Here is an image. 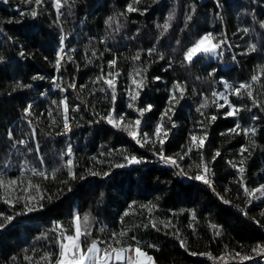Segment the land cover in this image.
<instances>
[{"label": "trees", "instance_id": "1", "mask_svg": "<svg viewBox=\"0 0 264 264\" xmlns=\"http://www.w3.org/2000/svg\"><path fill=\"white\" fill-rule=\"evenodd\" d=\"M131 2L67 0L58 14L53 0H42L39 6L25 0H0V172L6 178L25 182L31 179L41 185L46 197H52L40 201L43 208L33 212L25 211L23 200L14 207L0 200V213L14 216L0 229V264H30L26 256L36 264L45 252L58 251L56 233L51 231L53 221L67 227L75 213H90L93 218L90 239L113 243V232L127 230L121 246L139 242L156 264H206L199 253L210 252L215 257L225 251L248 253L255 244L264 243L261 206L247 202L238 182L242 158L244 184L254 189L264 182V111L246 96L230 95L232 103L251 110L231 118L224 117V111L213 105L204 111L217 119L205 121V128L199 123L205 117L196 111L206 97L211 102V92L221 89L222 81L234 86L251 83L254 74L261 76L253 86L254 96L264 105V0H141L135 5L139 11L127 13ZM33 8L36 17L27 14ZM170 14L174 19L162 35L158 25H163ZM109 17L114 18L110 24L106 23ZM208 32L224 41L217 55H200L191 64L185 62L183 52ZM252 45L254 52L249 51ZM61 47L66 56L57 71L53 65ZM153 48L155 51L149 55L148 50ZM137 53L140 59L132 60ZM112 59L117 60L116 69L108 67ZM137 68L146 69L142 73L146 79L135 107L152 105L147 113L151 120L159 119L168 107L173 84L179 81L185 85L184 96L171 114L179 128L165 142L164 154L184 153L190 133L206 131L204 149L192 152V157L197 164L204 160L214 172L213 187L195 179L182 182L171 165L158 164L155 153L159 148L152 153L149 146L141 147L126 132L100 119L111 108L117 114L133 113L127 106L130 100L126 90ZM102 69L104 73L120 72L114 104L110 90L99 91L105 85L92 83ZM53 81L64 88L75 82L76 90L61 92ZM81 85L86 87L81 90ZM64 96L70 105L71 131L67 133L61 111L52 104ZM28 105L32 106L31 115L25 113ZM76 105L80 110L72 111ZM50 110L55 124L48 115ZM237 121L242 128L256 129L252 137L255 147L249 146L243 157L239 149L249 145L248 137L228 131ZM69 145L76 179H70L62 167L69 159L63 155ZM216 151L221 155L213 160ZM125 155L140 157L142 163L127 164ZM116 164L125 167L117 168ZM33 167L48 173L61 170L54 180L42 179L32 176L28 169ZM89 170L100 175H90ZM105 172L109 174L103 175ZM197 172L193 170L187 176ZM22 187L13 197L24 195ZM141 205L155 208L149 213ZM126 211L130 213L127 216ZM152 221L157 222L156 228L151 226ZM161 221L170 223V227H164ZM211 225L217 226L219 235ZM176 233L186 241L187 250L180 246ZM191 252L198 255L192 256Z\"/></svg>", "mask_w": 264, "mask_h": 264}, {"label": "snow or ice", "instance_id": "2", "mask_svg": "<svg viewBox=\"0 0 264 264\" xmlns=\"http://www.w3.org/2000/svg\"><path fill=\"white\" fill-rule=\"evenodd\" d=\"M8 0H4V3H7ZM26 3L32 4L35 3L37 6L42 4V0H25ZM67 3V0H53V5L57 11L60 13V10L64 5ZM141 3V0H132L131 3L127 5L126 11L127 13L137 12L139 9L135 7ZM194 10V9H193ZM24 15L25 13H21ZM32 17L37 16V11L33 8L29 13ZM124 15V13H121ZM174 19V15L170 14L167 18V21L163 25H158V27L162 28V35L164 32H167L171 21ZM187 19H191V16H188ZM114 20L113 17H109V20L106 23H111ZM11 22V21H9ZM261 27H264V22L261 23ZM245 32L248 31L247 28L244 29ZM224 43L223 40H217V37L212 33L208 32L202 36H199L195 39L191 46L187 48L186 51L183 52V60L188 64H191L194 58L200 55H212L215 56L218 53V50L221 48L222 44ZM256 50L255 45L250 46L249 51L254 52ZM155 49H149L148 54L151 55ZM23 56L24 53L21 52ZM95 55V53H93ZM66 53L64 48L61 47L59 51L56 53V59L54 63V68L59 71L62 67V62L64 61ZM161 58H163L161 56ZM2 59V57H0ZM68 60H71V56H67ZM140 59V54L137 53L135 56L132 57V60L138 61ZM235 59V57H233ZM117 60L112 59L108 61V67L110 69H116ZM143 71L146 69H135L134 72L131 74V86L126 90L127 95L129 97L130 102L128 103V108L134 109L138 116L135 119H131L124 114H117L115 112V108H111L108 110L106 115L100 116L101 120L106 121L108 124L112 125L114 128L120 129L126 132L138 145L141 147H148L151 146L155 149L159 146V151L155 154L159 156V159L163 161L165 164H170L174 167L179 168L180 165L178 163L177 157L174 156H166L164 154V144L169 135L170 129L165 127V118H167V122L175 127V123L172 121V116L169 113L174 114V106L176 103L179 102L180 99L183 98L184 92L186 90L185 85L179 81L173 84V87L170 91L169 100H168V107L165 108L163 113L161 114L159 122L155 125L154 130L151 134L147 132H143L141 128L142 118L146 112L152 110V105H147L143 108H136L135 102L138 100L141 91L145 86V77L143 76ZM261 74H264V68H261ZM211 75V74H210ZM120 76V72L118 70L115 71H108L104 73L103 69L101 70V74L98 75L95 80L92 81L94 84H102L105 87H100L99 91L105 92L110 90L111 101L113 104L117 99V81L118 77ZM39 78L43 79V77H34V79ZM155 79L159 80L160 77H156ZM261 80L260 75H252L251 76V83H240L236 86L232 84H228L225 82L224 87L226 91L224 92H217L212 91L211 97L213 98L211 102L206 97L204 101L197 107L196 111L200 113L201 116L205 117V120L200 121L201 128L206 127L205 121L208 123L214 122L217 119L215 114L206 115L205 111L211 106H215L217 109H224L227 108L228 110L225 112V116L227 117H238L241 111L251 109H246L244 106H237L229 99V95H234L236 97H247L249 100L252 101L253 105L260 107L262 111H264V105H261L254 96V84L259 83ZM56 88H58L61 92H66L67 88H71L76 90L75 82L70 83L67 85V88L61 87L59 83L53 81ZM16 87H30V85H23L17 84ZM86 85H81L80 89L83 90ZM222 101V103H221ZM52 104L56 106L57 110H60L62 113L63 119V128L64 133L71 131L70 123H69V110L70 105L68 102L67 96H64L59 101L53 100ZM31 105L25 109L26 115H31ZM72 111H79L80 105H76L75 107L71 108ZM49 117H52V111L50 110L48 113ZM252 119H257V117L253 116ZM53 124L57 123L54 117H52ZM230 134L239 135L243 133L249 139V145H242L239 149V153L241 157L243 154L249 150V146L255 147V140L252 139L256 135L255 128H242L241 124L237 121L235 127L228 130ZM223 135V133H222ZM9 137L11 138V133H9ZM208 138L207 132L204 131L202 134L190 133L189 136V144L184 151L183 155L177 154L179 159H183L184 156L191 153L193 150L202 152L205 147V142ZM19 143H24V141H20ZM39 149H37V152ZM251 153L249 152V155ZM63 155L69 157L66 162L62 165L63 168L67 169V174L70 179H76L77 174L74 171L75 165L73 160L71 159L72 156V148L69 145L66 152ZM221 153L216 151L213 155V160L216 157H219ZM95 159V157H93ZM124 160L127 164H140L142 163V158L137 157L135 155H125ZM40 163H43L42 157L40 158ZM229 163H232L231 161ZM244 159L240 160V167H238V173L240 175V183L241 188L243 189L244 195L248 198L247 202L249 204L252 203L253 200L264 199V185L256 189H249L244 184V172L245 168L243 167ZM234 168L237 167L235 163L232 164ZM7 167V165L5 166ZM115 167L122 168L125 167V164H116ZM27 168V164L25 165ZM198 172L195 176L191 177L195 180L203 181L205 184H208L211 187V180L209 178V174L211 169L207 166V164L197 165ZM31 171L32 176H37L42 179H56V173L59 172L61 169L57 168L53 172L48 173L44 170H40L38 168H31L28 169ZM89 174L96 176L100 175L99 172H93L89 170ZM109 173L105 172L103 175L107 176ZM180 174H186L183 169H180ZM23 175V173H21ZM80 179H84L83 176ZM62 183H67V181H62ZM23 185L21 188L22 192L24 193L23 196L13 197V193L16 191L18 187ZM71 189H69L70 191ZM0 200H3L5 204H8L10 207H14L15 203L20 202L23 200L24 202V209L26 212H33L43 208V204L40 201L44 199L51 200L52 197H46L43 193V189L40 184L33 183L31 179H28L26 182L16 178H6L3 172H0ZM34 193V194H33ZM259 193V195H257ZM223 199V198H222ZM135 203V202H134ZM224 203H230L228 200H224ZM130 208L132 205L129 206ZM142 208H147L149 213H151L155 206H147L141 205ZM23 213H17V215H21ZM129 212H125L124 215H129ZM245 215L247 213L245 212ZM260 215L264 217V210L260 212ZM193 218H195L193 214ZM14 219L13 215H6L4 213H0V229H3L7 226V224L11 223ZM259 223V221H256ZM160 223H164V227H170V223H165L161 221ZM92 224L93 218L91 217L90 213H85L81 216L79 213L73 214L71 221L67 227L60 221H53V225L51 231L56 233L54 243L57 246L58 251L56 252H45L40 261H43L44 264H156V261L153 256L149 255L148 252L144 251L143 248L140 246L139 242H136L135 245L128 244L127 246L122 245L123 237L127 236V230H121L120 232H113L112 238L113 243L103 242L97 239H90L92 237ZM151 226L153 228L157 227V222L152 221ZM213 229L216 230V234L219 235L220 232L216 225H211ZM264 227V225H262ZM104 229L101 228L100 231ZM177 239L180 242V246L187 250L186 241L181 239L179 234H175ZM136 238L133 236L132 240ZM101 244H104V247H101ZM115 245V246H114ZM148 247H156L155 245H148ZM192 256L198 255L196 252L190 253ZM199 255L207 256L209 260L213 262V264H244L246 261H253L257 258L264 260V243H257L251 247V251L246 253L243 251H225L223 255L219 257H215L212 253H199ZM15 259V258H13ZM25 259L29 260L30 264L32 261L31 257L26 256ZM40 261H37L36 264H40Z\"/></svg>", "mask_w": 264, "mask_h": 264}, {"label": "rangeland", "instance_id": "3", "mask_svg": "<svg viewBox=\"0 0 264 264\" xmlns=\"http://www.w3.org/2000/svg\"><path fill=\"white\" fill-rule=\"evenodd\" d=\"M222 82H223L222 88L219 89V90H216L217 92H224V91H226V89H225V87H224V84H225V82H227V81H222ZM227 83H228V84H232L231 82H227ZM232 85H233V84H232ZM229 99H231V98H230V95H229ZM221 103H222V101H221ZM218 110L224 111V112H223V116H224V117H227V116H225V112L228 110L227 108H224V109H218ZM147 113H148V112H146L145 115H144L143 118H142L141 128H142V131H143V132H147V133L151 134V133L153 132V130H154L155 125L159 122L160 118L157 119V120H151L150 117L147 116ZM171 114H172V113H169V115H171ZM124 115H126L127 117H129V118H131V119H135V118H137L138 113L133 109V113H125ZM231 118H237V117H231ZM165 127L168 128V129H170V131H169V135H168V137H167V139H166V141H167L168 138H169V136H170L174 131L178 130L179 125L175 124V127H172V125H171L170 123L167 122V118H165ZM166 141H165V142H166ZM188 144H189V140H188ZM149 147L151 148L152 153L156 152V150L159 148V146H157L155 149H153L151 146H149ZM195 151H196V150H193L192 152H195ZM192 152L189 153L188 155L184 156L183 159H179V157L177 156V154L183 155L182 152H177V153H175V154L170 155V156L177 157V159H178V163H179L180 167H179V168L175 167V168H176L179 172H180V169H183L184 172L186 173V174H184V175H187L188 172H191V171H193V170H197V165L207 164L204 160H203L200 164H197V161L195 160V158L192 157ZM157 158H158V161H159L160 159H159V156H158V155H157ZM196 158H197V157H196ZM187 161H189V163H187V164H186V163L183 164L184 162H187ZM168 165H170V164H168ZM171 166H172V165H171ZM207 166H208V164H207ZM261 185H264V182H261L256 188L260 187ZM256 188H254V189H256ZM257 195H259V193H257ZM252 202L255 203V204H257V205H259V206H261V211L264 210V199L253 200Z\"/></svg>", "mask_w": 264, "mask_h": 264}, {"label": "built area", "instance_id": "4", "mask_svg": "<svg viewBox=\"0 0 264 264\" xmlns=\"http://www.w3.org/2000/svg\"><path fill=\"white\" fill-rule=\"evenodd\" d=\"M158 164L162 167H165L167 166L168 164H165L163 161L159 160L158 161ZM172 168L175 170L176 174L180 177L181 181L182 182H186V181H189V180H192L191 177L187 176V175H181L180 172L174 167L172 166ZM209 178L211 180V187H213V179H214V172L211 170L210 174H209ZM196 182H199V183H204L203 181H200V180H195ZM205 184V183H204ZM208 185V184H207ZM209 186V185H208ZM263 233H264V230H263ZM200 258H202L206 264H213V262L211 260H209L207 258V256H202L200 255L199 256ZM244 264H264V260H261L260 258H257L253 261H246L244 262Z\"/></svg>", "mask_w": 264, "mask_h": 264}]
</instances>
